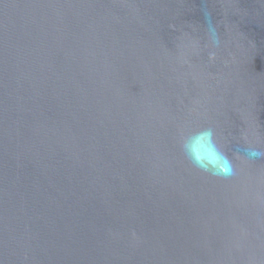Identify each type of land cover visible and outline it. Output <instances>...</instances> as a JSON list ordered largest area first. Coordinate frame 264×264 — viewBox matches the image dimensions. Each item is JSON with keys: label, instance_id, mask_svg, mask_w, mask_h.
Instances as JSON below:
<instances>
[{"label": "water", "instance_id": "95a60500", "mask_svg": "<svg viewBox=\"0 0 264 264\" xmlns=\"http://www.w3.org/2000/svg\"><path fill=\"white\" fill-rule=\"evenodd\" d=\"M0 264H264V0H0Z\"/></svg>", "mask_w": 264, "mask_h": 264}]
</instances>
